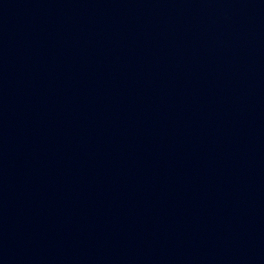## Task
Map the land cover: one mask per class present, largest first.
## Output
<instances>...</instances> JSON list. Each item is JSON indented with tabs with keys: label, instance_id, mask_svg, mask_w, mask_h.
Returning a JSON list of instances; mask_svg holds the SVG:
<instances>
[{
	"label": "water",
	"instance_id": "1",
	"mask_svg": "<svg viewBox=\"0 0 264 264\" xmlns=\"http://www.w3.org/2000/svg\"><path fill=\"white\" fill-rule=\"evenodd\" d=\"M0 264H264V0H0Z\"/></svg>",
	"mask_w": 264,
	"mask_h": 264
}]
</instances>
